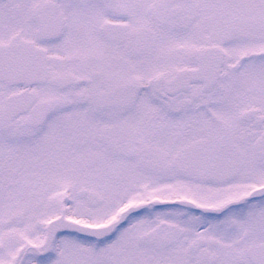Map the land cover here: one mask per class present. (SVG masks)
<instances>
[{"label": "snow or ice", "instance_id": "6c2138e0", "mask_svg": "<svg viewBox=\"0 0 264 264\" xmlns=\"http://www.w3.org/2000/svg\"><path fill=\"white\" fill-rule=\"evenodd\" d=\"M0 264H264V0H0Z\"/></svg>", "mask_w": 264, "mask_h": 264}]
</instances>
